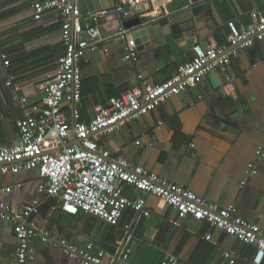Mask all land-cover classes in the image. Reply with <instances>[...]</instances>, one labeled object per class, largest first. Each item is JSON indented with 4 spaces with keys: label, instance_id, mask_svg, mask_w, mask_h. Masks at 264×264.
<instances>
[{
    "label": "crops",
    "instance_id": "crops-1",
    "mask_svg": "<svg viewBox=\"0 0 264 264\" xmlns=\"http://www.w3.org/2000/svg\"><path fill=\"white\" fill-rule=\"evenodd\" d=\"M45 1L0 0V146L17 141L16 122L41 102L42 88L63 55L60 22L32 17L33 4ZM100 1L111 11L120 0ZM149 1L145 15L127 20L107 15L96 21L101 41L81 64L82 98L77 109L82 121L91 119L94 106L136 84L169 79L191 58L194 45L224 43L229 21L240 27L252 22V13L264 14V0ZM133 19L140 21L146 36L136 61L130 63L124 60L126 41L114 34ZM137 28H125L128 38ZM231 49L227 71L213 70L196 86L138 119L122 121L95 140L100 149L183 185L218 208L234 204L239 217L264 231V156L255 155L264 135V40ZM63 109L71 119V107L65 103ZM248 163L255 164L256 175L246 176ZM41 183L35 170L0 174V203L18 211L39 199L33 220L53 238L75 246L92 242L114 250L124 238L123 225L131 223L132 251L127 262L118 264H160L167 258L177 264H229L224 252L232 256L233 264H254V245L189 217L175 225V213L154 196L145 197L148 217L135 220L126 211L116 228L109 229L85 213L61 211L54 199L37 194ZM124 192L131 193L127 186ZM12 229L11 222L0 219V264H15ZM205 234L211 239H204ZM34 248V264H78L50 244L35 241Z\"/></svg>",
    "mask_w": 264,
    "mask_h": 264
},
{
    "label": "built area",
    "instance_id": "built-area-1",
    "mask_svg": "<svg viewBox=\"0 0 264 264\" xmlns=\"http://www.w3.org/2000/svg\"><path fill=\"white\" fill-rule=\"evenodd\" d=\"M76 1L47 0L33 4L32 17L35 20L60 22L63 55L56 63L53 78L42 88L41 102L31 106L29 112L16 122L17 141L9 146H0V174L15 175L35 170L42 180L36 187L38 195L54 199L57 207L66 214L82 212L110 226L118 225L126 211H130L135 220L148 217L150 213L145 206V197L154 196L175 213L173 224L179 225L189 217L226 233L242 244L254 245L253 263L260 264L264 259V231L239 217L234 204L218 208L183 185L166 181L139 164L100 149L95 138L109 133L124 120L146 115L162 102L201 83L213 70L227 71L233 54L232 46L238 44L236 48L243 49L264 40V14L252 13V22L240 27L229 21V33L224 43L194 45L191 58L169 79L159 84L144 82L132 86L106 103L94 106L91 119L84 122L77 109L82 98L81 64L87 53L95 50L101 41L96 21L109 13L122 20L139 17L148 13L151 5L149 0H120L111 11L103 9L82 15ZM114 36L126 41L124 60L135 62L137 49L123 25ZM137 79L141 80L142 76L138 75ZM10 83L11 79L7 85ZM20 101L24 103L26 100L21 98ZM65 103L71 107V119L63 109ZM73 137L79 140L78 145H69ZM255 155L257 158L264 156V135ZM256 173L255 164L248 163L246 176ZM244 185L245 180L240 182V187ZM124 186L129 187L130 194L124 192ZM9 190L10 187L4 189ZM39 208L37 198L18 211L0 203V219L13 224L15 264H34L35 241L58 247L78 264L127 262L132 251L128 235L131 223L123 225L124 238L109 254L92 242L75 246L53 238L45 226H38L32 218ZM204 239L210 240L211 235L205 234ZM224 257L229 264L234 263L228 252H224ZM160 264L177 263L167 258Z\"/></svg>",
    "mask_w": 264,
    "mask_h": 264
},
{
    "label": "water",
    "instance_id": "water-1",
    "mask_svg": "<svg viewBox=\"0 0 264 264\" xmlns=\"http://www.w3.org/2000/svg\"><path fill=\"white\" fill-rule=\"evenodd\" d=\"M77 8L80 14L85 15L94 11L103 10L104 5H101L100 0H77ZM118 6V3L115 4V7ZM108 15L116 16L114 13H109ZM83 24V21L80 22ZM137 26L138 28L134 30L131 34V39L136 46L137 51L142 49V41H145L144 36H146V30L143 27H140V21L138 19H133L131 21L124 23V28L129 29L131 27ZM238 44L236 45V47ZM71 144H79V140L73 137Z\"/></svg>",
    "mask_w": 264,
    "mask_h": 264
},
{
    "label": "trees",
    "instance_id": "trees-1",
    "mask_svg": "<svg viewBox=\"0 0 264 264\" xmlns=\"http://www.w3.org/2000/svg\"><path fill=\"white\" fill-rule=\"evenodd\" d=\"M249 24V23H248ZM222 44V43H221ZM107 227L109 228V229H114V228H116V226H110V225H107ZM117 228H119V227H117ZM106 253H109V254H111L113 251V249H111V248H109V247H106V249H105V247H101Z\"/></svg>",
    "mask_w": 264,
    "mask_h": 264
}]
</instances>
